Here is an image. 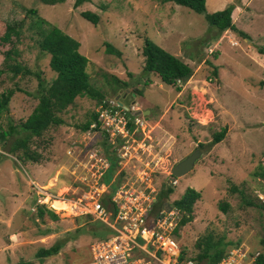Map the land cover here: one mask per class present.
<instances>
[{
	"label": "rangeland",
	"instance_id": "374dc122",
	"mask_svg": "<svg viewBox=\"0 0 264 264\" xmlns=\"http://www.w3.org/2000/svg\"><path fill=\"white\" fill-rule=\"evenodd\" d=\"M73 2L0 0V35L9 23H17L19 29L13 43L0 44V68L4 51L15 48L18 61L50 80L54 73L48 66V53L37 45L41 31L54 25L77 39L79 51L90 60L88 82L105 98L115 97L112 76L127 82L130 89L143 91L134 103L140 124L117 151L123 156L118 157L113 181H135L147 165L150 185L159 199L157 207L179 197L187 186L200 191L192 219L178 226L175 235L186 256L195 257L194 243L205 233L238 238L252 251H262L264 214L242 207L238 194L229 192V187L236 184L251 198L264 202V177L253 172L264 161V0H205L207 12L233 3L232 21L247 38L229 29L218 33L202 13L170 1L87 0L76 7ZM30 7L37 10L36 15L26 12ZM83 10L96 13L97 23L82 17ZM40 18L44 22L37 24ZM144 36L191 67L192 74L179 83V90L142 70ZM214 67L216 75L211 73ZM36 86L34 74L0 73V92L14 89L7 113L0 118L3 128L31 112L38 101ZM124 94L119 100L127 103L131 96L128 90ZM96 101L87 95L75 97L60 113L61 124L30 141V147L42 153L39 162L19 160L0 142V264H80L84 260L71 262L88 255L90 243L108 234L104 224L91 215L74 216L69 209H60L72 197L71 179L62 175L69 167L64 149L72 141L87 140L77 125L97 109ZM223 126L222 139L211 143L213 133ZM196 148L200 154L193 167L173 178L169 174L172 165ZM57 171L62 173L55 183ZM165 184L172 191L161 197ZM56 195L57 202H53ZM46 197L54 210L48 202L44 205L57 220L33 217L37 199ZM219 201L228 202L227 212L218 208ZM180 218L179 211L177 221ZM59 240L63 245L57 254L36 257L39 247Z\"/></svg>",
	"mask_w": 264,
	"mask_h": 264
},
{
	"label": "trees",
	"instance_id": "16d2710c",
	"mask_svg": "<svg viewBox=\"0 0 264 264\" xmlns=\"http://www.w3.org/2000/svg\"><path fill=\"white\" fill-rule=\"evenodd\" d=\"M44 4H53L56 2H63L64 0H38ZM83 1L87 0H74L73 6L80 5ZM161 2H174L192 9L194 12L202 13L205 21L214 26L217 32L220 33L226 29H229L242 37L247 38L248 35L237 28L232 21L231 12L234 8V4L229 2L221 9L207 12L205 8V0H160ZM26 12L32 15H36L37 10L35 8H27ZM80 15L96 24L98 21V15L89 10H83ZM38 23H43L42 18L36 20ZM19 36L18 24H7L2 35H0L1 43H13ZM39 50L48 53V66L54 73L50 80L46 79L40 71H32L26 65L17 60L18 52L15 48L6 49L3 53V68H0V73L4 70L11 71L13 74L28 75L34 74L37 79L36 94L37 103L32 108L31 112L24 120H20L17 123L8 122L6 128L0 124V142L4 150L8 153L15 154L21 161L39 162L42 158V153L35 147H30V141L34 138H40L44 131L50 126H56L63 122L60 116L61 112H64L66 108L71 105L74 98L77 96L87 95L95 98L96 103L106 100L104 95L95 90L88 82L87 66L90 62L89 58L83 55L79 51V41L74 37L63 32L60 28L50 25L47 30L41 31V37L37 41ZM109 46V45H107ZM262 52V51H261ZM140 53L143 57L142 70L148 73H153L158 77L161 83L171 85L176 90L180 89V84L185 82L192 74L191 67L182 61L179 57L165 51L160 46L152 42L146 36H144V43L140 49ZM216 75L217 68L214 67L212 72ZM114 95L119 97H125L126 90L129 91L130 101L127 103H136V99L140 100V96L143 91L141 88H128V84L125 81L112 76ZM145 85L148 82L144 83ZM14 89L8 88L5 91L0 92V118L7 113V103L13 94ZM96 119V112L92 110L88 118L79 125L81 131L88 129L89 124ZM226 132V126H223L220 130L213 133L211 143H216L222 139ZM16 135V136H15ZM10 137L12 139L10 140ZM103 142V149L109 159V168L103 176V180L108 182L117 168L118 157L116 155V144L110 145ZM201 147L202 143H198ZM264 158V157H263ZM254 174L264 177V161L261 159L258 171H253ZM252 172V174H253ZM173 177V176H172ZM175 178V177H173ZM174 183H175V179ZM173 183V184H174ZM172 185V184H171ZM114 189V185H111V190ZM172 188L170 184H165V189L159 193V196L167 197L171 193ZM229 192L237 193L242 207H251L257 209V212L261 215L264 214V202L256 201L251 198L246 192V189L233 184L229 187ZM200 197V191L193 187L187 186L182 191L181 195L173 199L169 206L176 208L181 212V218L177 221L174 228V234L178 226H182L186 222L190 221L193 217V204ZM55 200V199H54ZM218 208L222 212H227L229 204L226 201H219ZM264 216V215H263ZM33 217H37L41 220H57V215L43 203L37 204L34 209ZM264 218V217H263ZM262 230H264V222L261 224ZM104 230V228H102ZM108 234L109 229L106 227ZM103 237V236H102ZM240 239H224V236L213 237L211 233H205L198 238L194 246L198 249V253L195 257L186 256L183 248L180 246V258L190 257L196 263L205 261V264H213L225 255L229 247L235 246L240 243ZM260 242L263 245V250L258 252L255 260L252 264H264V237L260 238ZM63 245V240L55 241L48 246H41L35 252L36 257L47 258L58 253L59 249ZM229 246V247H228ZM88 255L77 257L75 261L71 263H79L86 260ZM16 264H30L29 261H19Z\"/></svg>",
	"mask_w": 264,
	"mask_h": 264
},
{
	"label": "built area",
	"instance_id": "2783aa9c",
	"mask_svg": "<svg viewBox=\"0 0 264 264\" xmlns=\"http://www.w3.org/2000/svg\"><path fill=\"white\" fill-rule=\"evenodd\" d=\"M97 106L96 121L89 126L91 133L116 144V155L123 156L117 151L125 147L126 137L140 124V116L133 106L128 108L112 99ZM65 152L71 183H77L67 201L69 213L91 215L110 231L90 243L88 258L80 264H199L190 257L180 258L173 232L179 212L173 207L165 210L167 202L157 207L159 199L150 185L147 165L135 181L116 183L111 190L113 179L107 184L100 181L107 160L94 143H73ZM37 201L41 203V199ZM257 255L258 251L240 242L213 264H252Z\"/></svg>",
	"mask_w": 264,
	"mask_h": 264
},
{
	"label": "clouds",
	"instance_id": "9594fccd",
	"mask_svg": "<svg viewBox=\"0 0 264 264\" xmlns=\"http://www.w3.org/2000/svg\"><path fill=\"white\" fill-rule=\"evenodd\" d=\"M116 96H118V95H116ZM116 96L115 97H113V98H110V99H112V100H114V101H116L117 103H119V104H122V105H125V106H127L128 108H130V106H133L134 107V112L136 113V115H138L139 116V111H138V109H137V107L134 105V103L133 102H131V103H124V102H121L120 100H119V98L117 97V99H116ZM123 97V96H122ZM107 99V98H106ZM98 105V104H97ZM95 112H96V109H95ZM96 117H97V112H96ZM96 121V119L94 120V121H92L91 123H93V122H95ZM90 123V124H91ZM90 124H89V126H90ZM88 126V129H86L85 131H82V133L84 132V138H86L87 140L86 141H82V143L84 144V143H88V142H91V143H94L96 146H97V148H98V150H99V152L102 154V156H104L105 158H106V160H107V167H106V169H105V171L103 172V174H102V176H101V179H100V181L103 183V184H107V183H109L110 181H111V179L113 178V175L111 176V178H110V180L108 181V182H105L104 180H103V176H104V174L107 172V170H108V168H109V164H110V162H109V159H108V157H107V155L105 154V152H104V149H103V142H101V140L102 139H100V137H98V136H95V135H93L91 132H93L92 130H90V127ZM94 133V132H93ZM105 143H108V144H110V145H113V144H111V143H109V142H106V141H104ZM81 144V142H76V141H72L71 143H69L66 147H65V149H64V155H65V157H64V159L66 158V163H68L69 164V162H68V160H69V158H67V156H66V152H65V150H66V148L69 146V145H71V144ZM118 157V156H117ZM67 164V165H68ZM117 164H118V161H117ZM62 168V167H61ZM59 172H60V175H61V171H57L56 172V177H55V183L57 182L56 180H57V178H58V175H59ZM115 172V171H114ZM64 174H67L68 175V178L69 179H71V176L68 174V171L67 172H63V174L62 175H64ZM114 174V173H113ZM170 174V173H169ZM171 175V174H170ZM174 183V180H172L171 181V184H173ZM68 184H70V190H72L73 189V186L75 185V184H77L76 182H73V183H68ZM115 184H116V182H111V185H114V187H115ZM110 185V186H111ZM78 191H79V189H77ZM69 193H70V191H69ZM68 193V194H69ZM53 194V193H52ZM71 194V193H70ZM57 198V195H56V197H55V199ZM49 199H50V197H49ZM68 199V198H67ZM38 202V201H37ZM45 202H48L49 203V207H51L53 210H54V208H53V206L50 204V201L48 200V201H41V203H45ZM38 204H40L39 202H38ZM167 204H169V203H167ZM46 206V205H45ZM170 207V206H169ZM48 208V207H47ZM51 208H49V209H51ZM51 209V210H52ZM179 212V211H178ZM78 215H83V214H78ZM74 216H77V215H74ZM83 216H85V215H83ZM97 221V220H96ZM100 238V237H99ZM180 246V245H179Z\"/></svg>",
	"mask_w": 264,
	"mask_h": 264
},
{
	"label": "water",
	"instance_id": "95a60500",
	"mask_svg": "<svg viewBox=\"0 0 264 264\" xmlns=\"http://www.w3.org/2000/svg\"><path fill=\"white\" fill-rule=\"evenodd\" d=\"M118 96H116L117 99ZM148 110H144L143 113ZM200 150L198 148L192 150L189 154L184 156L182 159L176 161L170 168L169 173L173 177H179L187 173L194 165V162L198 158ZM165 210L169 209V204L165 203Z\"/></svg>",
	"mask_w": 264,
	"mask_h": 264
},
{
	"label": "bare ground",
	"instance_id": "6f19581e",
	"mask_svg": "<svg viewBox=\"0 0 264 264\" xmlns=\"http://www.w3.org/2000/svg\"><path fill=\"white\" fill-rule=\"evenodd\" d=\"M54 176V175H53ZM55 177V176H54ZM55 181V180H54ZM50 184H52L51 182H50ZM47 199V197L44 199V201ZM53 202H57V199H55ZM63 203H65L64 201H62ZM65 208H69V204L68 203H65L64 205H62L61 207H60V209H65ZM70 211V210H69Z\"/></svg>",
	"mask_w": 264,
	"mask_h": 264
},
{
	"label": "crops",
	"instance_id": "0c3cea01",
	"mask_svg": "<svg viewBox=\"0 0 264 264\" xmlns=\"http://www.w3.org/2000/svg\"><path fill=\"white\" fill-rule=\"evenodd\" d=\"M217 7V6H216ZM216 7H214L213 9H211V11H213Z\"/></svg>",
	"mask_w": 264,
	"mask_h": 264
}]
</instances>
